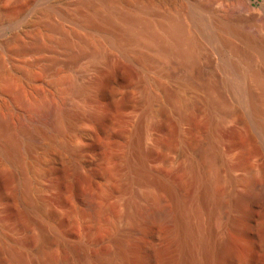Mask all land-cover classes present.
<instances>
[{"label": "rangeland", "instance_id": "obj_1", "mask_svg": "<svg viewBox=\"0 0 264 264\" xmlns=\"http://www.w3.org/2000/svg\"><path fill=\"white\" fill-rule=\"evenodd\" d=\"M165 2L0 0V131L39 140L28 148L20 138L18 160L0 151V264H14V248L33 264H67L83 257L82 243L90 256L110 259L120 241L130 240L135 217L145 223L171 208L170 189L187 203L203 177L218 207L213 225L243 211L264 228L263 136L251 127L247 103L228 94L225 109L212 111L202 90L210 78L254 86L251 72L258 65L264 70L258 57L250 64L229 49L220 67L221 44L212 41L194 66L164 56L143 64L134 51L103 40L119 39L120 31L102 21L91 33L103 41L83 50L63 52L53 40V47L38 49L33 41L47 40L58 25L79 32L71 15L108 8L176 12L186 22L194 14L205 26L225 17L248 31L250 18L264 22V0ZM19 62L32 63V70H20ZM187 75L195 83L179 82ZM152 220L148 241L165 243L158 233L167 223ZM248 233L239 220L225 229L230 255L221 252L220 264H264Z\"/></svg>", "mask_w": 264, "mask_h": 264}, {"label": "bare ground", "instance_id": "obj_2", "mask_svg": "<svg viewBox=\"0 0 264 264\" xmlns=\"http://www.w3.org/2000/svg\"><path fill=\"white\" fill-rule=\"evenodd\" d=\"M159 1L166 3L165 1L169 0ZM241 3L243 8L248 9L245 2ZM70 19L74 21L80 30L79 32L58 25L51 33L45 34L47 40H41V37L33 40L34 44L37 45L36 47L38 49L48 48L51 45L53 47V44H50V41L53 40L52 42L57 45L59 50L67 52L68 49L83 50L87 44L96 45L103 40H109L111 44H116L124 50L134 51L138 60L143 64L155 62L156 56H164L170 59L174 58L177 65L194 66L202 49L212 41H218L221 44L219 50L222 60L219 63L220 67H225L228 63L224 52L229 49L240 54L250 64L258 57L264 66V22L255 20L254 17L249 19L253 21L252 31L242 29L237 24L238 22H231L225 17H215L213 22L211 18V22H209L212 25L208 22V25L206 23L207 26H205L194 14L186 22V19L184 20L176 12L170 15L154 14V12L144 10L143 7L130 11L108 8L104 12L100 10L77 12L71 15ZM98 21L105 22L106 25H117L120 38L112 39L111 37L114 36L109 35L111 37L106 36L105 39L100 40L93 36L91 26ZM203 26L211 28L208 29L210 32L205 33ZM234 37L240 38V45L233 42ZM13 50H21V47H14ZM155 52H160V54L154 55ZM2 64H0V73ZM20 64L22 66L20 70L23 69L25 72L32 70V63ZM258 66L251 72L254 75L251 82L256 87L252 85L240 87L231 81L210 78L204 82L209 85L203 86L202 90L206 91V102L212 111L225 109L228 94H231L235 100L247 103L251 127L256 134L263 136L262 146L264 149V70ZM185 77L181 78L179 82L188 85L196 81V78L192 76L187 75ZM216 82L220 83V86L212 84ZM234 82H241V80L235 79ZM17 133L14 130L10 132L2 129L0 131V151L13 160H18L21 156L19 146L21 145L20 138L23 136L19 138ZM24 141L30 146H27L28 148L37 142L39 143V140L34 138H26ZM24 141L22 142L24 143ZM44 143L46 148L51 147V142L44 141ZM139 161L144 167V160L140 158ZM203 178L205 179V177ZM204 179L201 180L202 185H196L198 188L187 203L183 202L176 191L170 189L174 194V202L171 208L162 207L155 213L158 218L152 214V217L148 218L145 223L135 217L136 229L131 234L130 240L120 241L112 258L103 261L92 257L88 253V246L82 243L83 257L81 259L74 258L67 264H220L219 258L222 257L219 255L221 256V252L227 257L230 255L222 241L224 231L227 227H235L237 220L248 228L250 227L249 241L264 253V228L260 226L262 223L257 226L256 221L248 213H243V211L240 213V211L238 217L237 215L233 217L235 215L231 214L230 218L221 222L220 226L213 225V222L217 220L215 215L218 212V207L210 190L211 185ZM152 219L159 226L167 223V227L158 233L161 238L166 239L163 244H153L148 241L150 235L146 227ZM243 234L245 235V233ZM10 251L14 264H33L23 250L14 248ZM38 264L46 263L39 261Z\"/></svg>", "mask_w": 264, "mask_h": 264}]
</instances>
